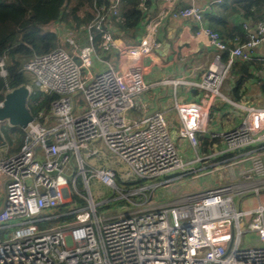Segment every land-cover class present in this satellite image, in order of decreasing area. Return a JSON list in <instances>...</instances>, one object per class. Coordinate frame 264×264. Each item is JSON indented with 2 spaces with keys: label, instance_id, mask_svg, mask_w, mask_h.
<instances>
[{
  "label": "built area",
  "instance_id": "obj_1",
  "mask_svg": "<svg viewBox=\"0 0 264 264\" xmlns=\"http://www.w3.org/2000/svg\"><path fill=\"white\" fill-rule=\"evenodd\" d=\"M118 1L107 5L105 0L83 28H62L61 39L72 48L71 54L58 47L23 63L22 69L40 90L58 97L51 101L48 115L42 111L33 115L23 129L20 150L0 159V180L5 181L0 264H264V204L253 209L234 205L238 195L249 190L258 195L264 188L260 152L248 155L251 167L242 173L243 183L229 182L168 202L153 201L150 195L149 200L115 215L97 213L101 202H94L88 182L91 176L116 188L117 171L85 161L101 159L104 147L128 165L130 175L153 181L139 187L140 191L154 190L157 179L168 184L172 175L185 172L188 163L173 141L164 113L147 112L140 98L147 87L144 60L159 46V23L168 14L191 18L197 33L228 55L225 63L216 58L199 84L214 96L233 60H247L254 47L264 45V13L245 41L235 38L229 46L206 24L210 3L176 8V0H161V9L141 22L138 41L126 43L103 25L106 10L116 15ZM81 32L88 43L78 46ZM7 75L5 57L0 56V77ZM24 86L32 92L31 85ZM175 108L177 137L187 139L194 149L197 134L206 133V115L194 102H180ZM209 135L224 145V152L264 146V107H248L239 125ZM195 159L202 160L198 155ZM78 177L86 195L77 188ZM74 195L84 199L85 205L76 207ZM66 202L74 208L58 213ZM67 214L73 216L61 221ZM46 221L48 225L40 228ZM247 232L254 233L260 244L241 248L240 236Z\"/></svg>",
  "mask_w": 264,
  "mask_h": 264
},
{
  "label": "crops",
  "instance_id": "obj_2",
  "mask_svg": "<svg viewBox=\"0 0 264 264\" xmlns=\"http://www.w3.org/2000/svg\"><path fill=\"white\" fill-rule=\"evenodd\" d=\"M236 1L238 0H223L221 4H214V0H176L174 7L193 3L203 6L210 3V10L205 14L207 26L230 36L228 34L234 35L240 26L244 28L247 25V38L257 20L243 17L241 11L232 10ZM111 2L112 0H106L105 4ZM162 2L139 0L134 5L139 14L128 25L119 22L112 9L106 10L103 25L121 41L136 42L142 33L141 22L156 14L161 9ZM263 12L262 9L261 13ZM65 26V23L58 21L47 28L54 31L63 43L62 28ZM158 29L156 40L159 46L144 60L143 80L147 87L140 98L145 103L147 112L164 113L173 141L188 167L185 172L172 175L168 184L165 181H155L158 185L152 190L151 196L154 198L151 199L168 202L190 192L213 189L229 182H245L242 173L251 167L248 155L260 152L264 160V146L224 152V145L211 139L209 134L239 125L248 107H264V45L254 47L247 60L235 58L219 87V93L212 96L199 86L203 73L212 67L216 58L225 63L228 55L219 53L208 43L205 35L198 34L197 24L191 18H174L168 14L161 19ZM82 33L85 32L79 35ZM238 81L241 84L235 90ZM180 102L197 103L206 115V133L197 134L198 144L194 149L187 139L177 137L179 119L175 105ZM193 153L202 160L196 161ZM229 154L233 155L227 156ZM4 184L5 181L0 180V208L4 201ZM236 198H240L238 208L240 202H244L241 209H253L258 204H264V188L258 195L249 190Z\"/></svg>",
  "mask_w": 264,
  "mask_h": 264
},
{
  "label": "trees",
  "instance_id": "obj_3",
  "mask_svg": "<svg viewBox=\"0 0 264 264\" xmlns=\"http://www.w3.org/2000/svg\"><path fill=\"white\" fill-rule=\"evenodd\" d=\"M139 0H119L116 6V18L124 25L130 24L139 14L134 8ZM105 0H0V56H4L7 63L8 75L6 78L0 77V102L8 89L19 86L31 85L32 92L28 99V107L33 115L42 111L43 115H48L49 106L52 100L58 97L54 92H44L33 82L32 76L22 69L23 63L33 55L48 53L59 47L60 41L57 34L48 29L52 23L63 22L66 26L75 29L88 25L96 16V9L102 6ZM264 0H238L234 3L232 10L241 11V16L249 17L253 20H260L263 17ZM223 41L233 46L234 35L240 41H245V29L240 26L237 32L230 36H225L218 29ZM78 46L88 43L85 33L77 38ZM245 64V63H244ZM248 65V63H246ZM240 81L236 83L235 90L240 86ZM43 122V118L40 119ZM2 133L9 146V154L17 153L24 143L25 133L17 126H1ZM8 154V155H9ZM229 154L227 156H232ZM78 197V196H77ZM80 205H85L82 198H75ZM66 211V207L61 205L57 212ZM73 215L61 217V221L68 220ZM48 225V221L40 224L43 228Z\"/></svg>",
  "mask_w": 264,
  "mask_h": 264
},
{
  "label": "rangeland",
  "instance_id": "obj_4",
  "mask_svg": "<svg viewBox=\"0 0 264 264\" xmlns=\"http://www.w3.org/2000/svg\"><path fill=\"white\" fill-rule=\"evenodd\" d=\"M59 48L66 50L69 54L72 53V48L67 43L60 42ZM2 124L3 126L8 127L7 122ZM8 154L9 146L5 141V145L0 146V158H5L10 155ZM100 155H102L100 160H98L96 157H92L90 159H85V161L87 164H91L92 166H105L114 168L117 171L118 176L116 178L117 186L116 188L113 187L112 189L103 185L97 178L91 176L89 177L88 187L91 191L93 200L97 204L101 202V207L97 210L99 215H101V213L115 215L128 208H132L131 206L134 203H141L142 201L150 199L149 197L152 194V190L146 189L144 191H140L139 187L150 184L153 181L144 182L143 180L136 179L134 176L130 175L128 172V165L124 163L119 157L108 152L104 147ZM193 156H195V153H193ZM86 169H88V167H86ZM87 175L89 176L90 172H87ZM156 181H159V179ZM77 188L79 189L80 193L85 195L87 194V189L82 183L80 177H78ZM74 197L78 198L76 195H74ZM151 198H154L153 195ZM239 200L240 198H234V205L237 208L239 207ZM63 206L66 207V211H68L69 208H74L71 202H66L63 204ZM81 206L82 205L80 204L76 205V207ZM243 206L244 202H240V208H243ZM246 226L247 222L243 219L241 221V228L245 229ZM258 244H260V241L254 233L247 232L241 234L239 240V246L241 248L247 246L253 247Z\"/></svg>",
  "mask_w": 264,
  "mask_h": 264
},
{
  "label": "water",
  "instance_id": "obj_5",
  "mask_svg": "<svg viewBox=\"0 0 264 264\" xmlns=\"http://www.w3.org/2000/svg\"><path fill=\"white\" fill-rule=\"evenodd\" d=\"M30 90L27 86H19L7 91L0 104V146L5 145V138L1 130L2 123L25 129L33 120V114L28 107Z\"/></svg>",
  "mask_w": 264,
  "mask_h": 264
}]
</instances>
